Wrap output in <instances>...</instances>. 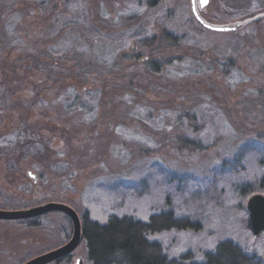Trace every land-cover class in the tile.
<instances>
[{
  "label": "rangeland",
  "instance_id": "obj_1",
  "mask_svg": "<svg viewBox=\"0 0 264 264\" xmlns=\"http://www.w3.org/2000/svg\"><path fill=\"white\" fill-rule=\"evenodd\" d=\"M199 14L240 27L204 29L190 0H0V210L60 203L100 224L170 210L200 228L147 236L168 258L201 263L231 241L264 264L247 211L264 196V0H209ZM36 221L0 220V264L72 236L60 212ZM74 258L91 264L83 239L60 264Z\"/></svg>",
  "mask_w": 264,
  "mask_h": 264
},
{
  "label": "trees",
  "instance_id": "obj_2",
  "mask_svg": "<svg viewBox=\"0 0 264 264\" xmlns=\"http://www.w3.org/2000/svg\"><path fill=\"white\" fill-rule=\"evenodd\" d=\"M94 33L99 36V32L95 31ZM139 34L141 32L134 31L130 36L137 37ZM166 37L170 36L166 35ZM105 47H108V45H105ZM55 62L56 59L52 58L49 63L42 62V65L48 67L47 71L51 74V69H55ZM144 62L142 60V63ZM165 64L170 65V62L167 61ZM149 65L150 68L148 69L151 72L160 73L162 69L161 62H151ZM122 68L120 67L117 70L121 71L123 70ZM145 92L143 89H138L131 102L138 103L142 99L141 97L145 96ZM145 101L146 103L152 102L147 99ZM184 143H188V141L185 140ZM257 183L259 188L264 189V174L258 178ZM242 191L247 196L254 192L250 186L249 188L245 186ZM253 196L250 197V200ZM24 221L30 226H36L38 220L31 222L30 218ZM199 228L200 224L197 221H193L188 217L177 218L170 210L154 213L149 216L147 221L131 216L113 215L102 224L90 220L84 215L82 218L81 239L85 242L88 259L91 264H182L178 259L168 258L164 254L161 245L156 241L149 240L147 236L173 229ZM197 264H257V261L233 242L222 241L215 246L212 252L205 255L203 262Z\"/></svg>",
  "mask_w": 264,
  "mask_h": 264
},
{
  "label": "water",
  "instance_id": "obj_3",
  "mask_svg": "<svg viewBox=\"0 0 264 264\" xmlns=\"http://www.w3.org/2000/svg\"><path fill=\"white\" fill-rule=\"evenodd\" d=\"M209 4V0H190V13L194 20L204 29L211 32L226 33L237 30L240 25H226V26H216L205 22L199 11L203 10ZM27 177L32 181L33 184L37 182L36 175L30 170L26 171ZM248 218L250 224V230L254 236H258L262 231H264V196L257 194L254 195L247 205ZM60 212L64 214L72 223V236L67 243L64 245L34 257L23 264H48L57 261L66 255L74 251L81 240V230L82 222L76 212L69 206L60 203H47L37 207H33L26 210L17 211H6L0 210V220H26L34 217H39L41 215ZM74 264H82L81 260L78 258L75 260Z\"/></svg>",
  "mask_w": 264,
  "mask_h": 264
},
{
  "label": "flooded vegetation",
  "instance_id": "obj_4",
  "mask_svg": "<svg viewBox=\"0 0 264 264\" xmlns=\"http://www.w3.org/2000/svg\"><path fill=\"white\" fill-rule=\"evenodd\" d=\"M38 217H34V218H31V222L32 221H35L36 219H37ZM1 221H8V220H1ZM82 222V221H81ZM62 246V245H61ZM58 248V247H57ZM77 248V247H76ZM76 248L74 249V251L76 250ZM56 249V248H55ZM52 250H54V249H52ZM52 250H50V251H52ZM73 251V252H74ZM47 252H49V251H47ZM47 252H45V253H47ZM73 252H71L70 254H68V255H66L65 257H63V258H61V259H59V260H57V261H54V262H51V263H48V264H60L62 261H68L70 258H71V256H72V254H73ZM41 255V254H40ZM36 257V256H35ZM34 258V257H33ZM32 259V258H31ZM76 259H78V258H74V263H75V260ZM30 260V259H29ZM81 260V259H80ZM82 262V261H81ZM73 263V264H74Z\"/></svg>",
  "mask_w": 264,
  "mask_h": 264
}]
</instances>
